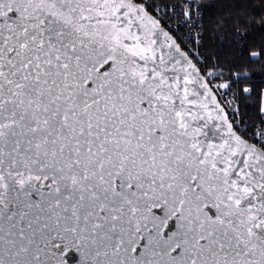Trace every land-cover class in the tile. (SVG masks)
Instances as JSON below:
<instances>
[{"label": "snow or ice", "instance_id": "obj_1", "mask_svg": "<svg viewBox=\"0 0 264 264\" xmlns=\"http://www.w3.org/2000/svg\"><path fill=\"white\" fill-rule=\"evenodd\" d=\"M254 33L249 0H0V264H264Z\"/></svg>", "mask_w": 264, "mask_h": 264}, {"label": "trees", "instance_id": "obj_2", "mask_svg": "<svg viewBox=\"0 0 264 264\" xmlns=\"http://www.w3.org/2000/svg\"><path fill=\"white\" fill-rule=\"evenodd\" d=\"M201 3L205 6H208L210 0H201ZM249 8L255 9L259 8L262 12H264V4L261 3V0H249ZM219 9V5H217V10ZM255 43L259 44L261 40H264V34L254 33L252 37H250ZM259 66H257L256 70H258Z\"/></svg>", "mask_w": 264, "mask_h": 264}]
</instances>
